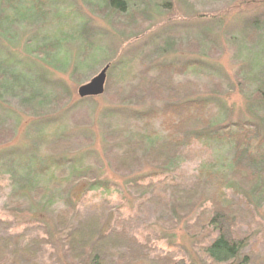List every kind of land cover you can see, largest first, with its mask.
<instances>
[{"label":"rangeland","instance_id":"1","mask_svg":"<svg viewBox=\"0 0 264 264\" xmlns=\"http://www.w3.org/2000/svg\"><path fill=\"white\" fill-rule=\"evenodd\" d=\"M100 1L50 0L45 27L40 22L20 21L0 25V79L4 74L7 79L15 77L12 70L21 63L24 66L17 74L27 72L26 78L30 80V74L37 70L41 79L40 82L36 79L37 96L30 94L31 89L24 83L12 84L10 90L6 86L0 88L3 99L0 100V220L14 225L0 233L17 235L33 224L46 227L52 243L49 253L54 257L51 261L46 256L45 261L70 264L63 256L62 239L67 231L59 230L56 221L60 206L48 205L40 192L52 184L48 158L64 159L69 170L78 166L82 168L81 174L91 173L110 182V193L104 196L101 191L87 193L90 182L82 179L70 194L75 198L77 210L84 211L94 200L105 197L110 208L105 228L110 230L118 227L120 219L134 217L145 203L142 221H129L128 226L139 240L153 238L151 245L155 252L151 257L156 253L171 254L189 263L211 264L201 249L209 245L216 233L210 227L196 234L189 230L199 213L210 206L205 189L191 213L178 214L166 206L170 203L169 194L159 205L152 201L159 192L166 195L164 189L144 194L134 192L130 184L139 176L156 173L161 181L171 178L170 185L180 180L191 185L209 159L214 161L212 168L224 172L227 178L234 149L227 143L209 141V156L200 158L201 155L191 152L190 157H182L169 168L144 160L131 175L112 167L108 151L124 150L134 139L145 141L150 134L141 130L147 124L144 115L168 100L152 87L140 90L138 76L147 69L151 78H156L160 64L177 68L179 64L193 63L185 76L175 77L176 84L191 83L189 88L176 87L178 96L181 95L178 100L212 99L218 104L208 132L263 117L264 105L258 99L262 93L257 92L264 87V0H130V12L122 18L102 7ZM140 13L144 14L142 20L136 17L133 23L129 22L134 14ZM80 25L83 27L80 38L65 43L64 52L68 55L62 56L69 57L66 67L62 60H56L55 53L49 52L46 61L38 55L40 48L36 54L32 51L38 41L57 35L61 27L66 26L71 35ZM107 60L113 68L107 71L104 93L80 99L79 88L97 77L106 68ZM198 62L203 63L201 68L194 66ZM57 86L63 89L61 94L55 89ZM135 88L140 91L133 98ZM20 93H24L23 99L31 101L19 103ZM126 96L129 97L124 102ZM150 128L159 133V121L153 120ZM59 139L67 141L64 149L59 153L47 151ZM150 139L147 138L146 146ZM194 144L195 152L207 147L204 143ZM145 181L140 184L149 183V177ZM229 187L250 199L258 221L255 230L250 231V243L260 240L257 247L263 252L264 200L254 197L252 192L246 195L235 183ZM59 192L57 189L52 193ZM32 234L43 235L36 231Z\"/></svg>","mask_w":264,"mask_h":264},{"label":"trees","instance_id":"2","mask_svg":"<svg viewBox=\"0 0 264 264\" xmlns=\"http://www.w3.org/2000/svg\"><path fill=\"white\" fill-rule=\"evenodd\" d=\"M49 2L50 0H0V25L20 21L25 23L40 22L42 27H45L50 15L47 10ZM100 2L102 7H106L108 11L111 10L116 17H127L130 12V0H101ZM144 10L146 11V9ZM143 15L141 13L134 14L129 22L133 23L132 21L136 20V17L142 20ZM82 28L80 25L73 34L68 35L67 27L63 26L57 35L38 41L40 45L37 43L38 46H34L32 51L36 54V49L40 48L38 55L46 61L49 60L47 58L49 52L55 53L56 60H62V65L66 67L69 57L62 56L68 55L67 51L64 52L65 43L70 39L80 38ZM97 51L103 50L98 49ZM9 61V67H12V60ZM202 64L198 62L194 66L201 68ZM192 65L193 63H183L175 68L171 64H160L157 67L160 71L159 76L154 79L151 78L150 71L147 69L139 72V76H137L138 82L141 81L140 90L146 91L152 87L161 93V98H165L168 102L162 107L153 108L150 113L144 115L147 124H144L141 130L150 132L146 135V140L151 138L148 146H146V140L134 139L124 150L117 152L109 150L108 158L116 171L131 175L132 171L140 167L144 160L158 167L169 168L182 157H190L191 152L201 155L200 158L209 156L211 153L209 141L212 144H229L231 149H234V157L231 161V173L227 178L223 176L224 172L220 173L212 168L211 164L214 161L209 159L199 169L191 185H186L181 180L178 184L171 182L172 185H170L171 178L168 181L166 179L161 181L154 173L135 178L130 184V189L144 194L164 189L166 195L159 192L155 195V199L151 200L159 205L161 200L169 194L168 201L170 203L166 206L167 208L168 205L171 206L178 214L191 213L198 203L202 190L205 189L210 206L199 213L189 230L196 234L195 232H201L204 228L210 227L216 233L209 245L201 249L207 261L211 264H264V250L261 252L257 247L260 240L250 243V231L255 230L254 228L258 225L255 210L252 208L249 198L241 196L238 189L229 187L230 184L235 183L240 190H245L246 195L252 192L254 197L264 200V110L262 111L263 117L258 116L255 122L238 121L208 132L207 128L211 124V117L218 104L212 99L178 100L181 95L178 96L176 87L179 89L189 88L191 83L176 84L175 77L185 76ZM22 66H24L23 63L18 67L15 66L16 69L12 70L15 72V77L7 79L6 74L1 76L0 88L3 89L6 86L10 90L13 88L12 84L18 86L19 83H24L28 89H31L29 93L34 95L37 90L36 79L39 82L41 79L37 77V70L34 71V74H30V80L26 78L27 72L17 74L16 72ZM105 66L109 67L108 71L113 68L110 65V60L105 61ZM80 69H82V65ZM58 87L55 89L61 94L63 89H58ZM262 88L264 89V87ZM262 88L257 93H262L258 99L264 105ZM140 90L136 89L132 93V97L135 98L139 95ZM17 97L18 102L19 100L22 103L31 101L29 98L23 99L24 93H20ZM128 97L123 98L124 102ZM0 100L3 99L0 97ZM153 120H158L160 123L159 133H155L154 129L150 128ZM194 143H198V145L204 143L207 147L204 151L201 149L195 152ZM65 144L67 141L59 139L50 145L47 151L59 153L61 149H64ZM48 160V172L51 174L52 184L51 187L40 189V192L42 196L46 197L45 201L48 202V205L60 206L57 209L56 221L59 230L67 231L62 239L65 246L63 256L70 264H193L184 258L176 259L171 254L156 253L151 257L150 254L155 252L151 245L153 238L148 236L144 240H139L131 233L128 226L129 221H142L140 216L146 207L145 203L140 205V210L134 217L128 220L120 219L117 221L118 227L110 230L105 228V221L110 211L109 202L105 197L99 201L94 200L84 211L77 210L75 198L73 199V196L71 198L70 194L82 179H88L90 182L87 193L101 191L104 196L110 193V182L95 178L91 173L81 174L82 168L78 166L69 170L65 167L66 160L64 159L48 158ZM164 170L166 171V169ZM148 177L149 183L140 184V182H146ZM155 179L157 180L153 182ZM169 188L171 192H169ZM57 189H60V192L53 194V190ZM13 226L12 223L0 220V232L7 231ZM33 231L41 232L43 235L32 234ZM47 236H49V231L46 227L36 226V224L25 228L17 235L5 236L0 233V262L48 264L44 258L47 256L51 260L54 255L49 253L52 243L50 237Z\"/></svg>","mask_w":264,"mask_h":264},{"label":"water","instance_id":"3","mask_svg":"<svg viewBox=\"0 0 264 264\" xmlns=\"http://www.w3.org/2000/svg\"><path fill=\"white\" fill-rule=\"evenodd\" d=\"M108 69L109 67H106L90 83L80 87L78 91L79 97L85 99L101 96L105 91Z\"/></svg>","mask_w":264,"mask_h":264}]
</instances>
